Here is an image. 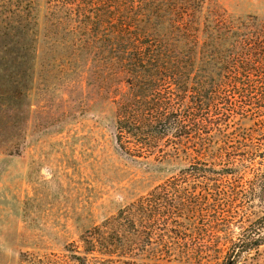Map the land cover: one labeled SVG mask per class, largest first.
<instances>
[{
	"label": "trees",
	"instance_id": "obj_1",
	"mask_svg": "<svg viewBox=\"0 0 264 264\" xmlns=\"http://www.w3.org/2000/svg\"><path fill=\"white\" fill-rule=\"evenodd\" d=\"M41 8L39 0H0V100L10 103H0V147L16 139L15 124H2L27 97L42 33L65 32L75 58L91 57L89 79L115 87L117 152L155 175L187 162L122 206L110 234L105 226L99 237L85 236V254L98 244L102 255L123 257L153 239L169 254L165 237L187 244L188 225L201 222L204 234L205 226H231L238 207L256 218L237 240L228 235L225 264L263 245L264 212L255 209L264 202V18L236 15L217 0H47L44 16ZM8 148L2 161L16 156ZM161 223L168 235L158 234ZM199 250L194 244L192 253Z\"/></svg>",
	"mask_w": 264,
	"mask_h": 264
},
{
	"label": "rangeland",
	"instance_id": "obj_2",
	"mask_svg": "<svg viewBox=\"0 0 264 264\" xmlns=\"http://www.w3.org/2000/svg\"><path fill=\"white\" fill-rule=\"evenodd\" d=\"M46 1L39 0L41 16ZM217 1L236 15L264 18V0ZM71 40L65 32L42 33L32 78L24 82L27 97H19L18 110L5 112L2 125L12 129L15 124L17 135L7 146L3 143L16 156L2 161L7 151L0 147V264H225L228 235L234 240L242 236L247 220L256 218L250 210L235 208L229 214L231 226H205L208 234L199 229L201 222L194 227L185 221L187 244L181 240L175 245L165 237L169 254L155 239L152 247L123 257L118 251L113 257L102 255L98 244L96 252L85 254V236L99 237L98 229L105 226L110 234L122 206L147 195L187 162L155 175L147 173L145 162L117 152L109 102L115 87L110 80L89 79L91 57L79 52L75 58ZM0 103L3 110L10 104L7 97ZM250 126L244 122L243 131ZM256 204L255 213L264 212V202ZM164 225L158 234L168 235ZM194 244L197 254L192 253ZM158 248L164 251L152 252ZM236 264H264V244L242 254Z\"/></svg>",
	"mask_w": 264,
	"mask_h": 264
}]
</instances>
